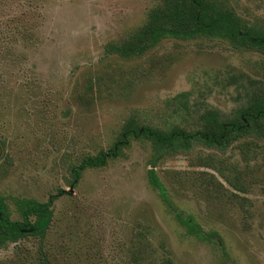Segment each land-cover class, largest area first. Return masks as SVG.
<instances>
[{"label":"rangeland","instance_id":"obj_1","mask_svg":"<svg viewBox=\"0 0 264 264\" xmlns=\"http://www.w3.org/2000/svg\"><path fill=\"white\" fill-rule=\"evenodd\" d=\"M264 26V0H224ZM157 0H0V194L52 200L44 237L0 249V264H264V164L247 141L162 159L175 203L212 231L189 233L149 182L153 147L131 138L78 181L72 168L108 150L131 118L162 125L182 79L197 69L264 77L256 54L167 38L141 56L108 53ZM214 101L229 110L228 100ZM237 164L245 191L203 162ZM63 190V193L60 191ZM246 199V200H245Z\"/></svg>","mask_w":264,"mask_h":264},{"label":"trees","instance_id":"obj_2","mask_svg":"<svg viewBox=\"0 0 264 264\" xmlns=\"http://www.w3.org/2000/svg\"><path fill=\"white\" fill-rule=\"evenodd\" d=\"M167 38L221 46L237 55L256 54L260 57L258 66L264 68V26H249L224 0H157L146 10L143 24L120 43L109 45L107 52L124 58L141 56ZM182 80L175 92L161 94L167 102L177 101L162 125L140 124L131 118L111 148L87 156L72 168V173L78 181L85 169L104 167L118 157L131 138L149 141L153 147L148 170L150 184L189 233L208 240L213 232L202 226L191 211L175 203L156 166L166 157L189 155L198 149L225 154L244 140L255 151L253 156L246 154L249 160L264 164V77L245 71L197 69ZM217 97L228 100L230 109L219 106L214 101ZM203 163L233 188L245 191L238 174L239 163L223 168L214 157ZM13 203L14 206L0 194V249L28 235L44 237L52 221V200L26 198L15 199ZM162 264L171 261L164 260Z\"/></svg>","mask_w":264,"mask_h":264}]
</instances>
